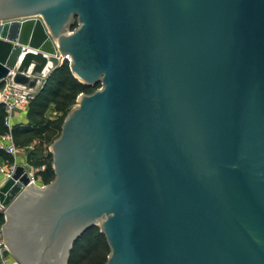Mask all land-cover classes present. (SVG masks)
Returning <instances> with one entry per match:
<instances>
[{"label": "water", "instance_id": "obj_1", "mask_svg": "<svg viewBox=\"0 0 264 264\" xmlns=\"http://www.w3.org/2000/svg\"><path fill=\"white\" fill-rule=\"evenodd\" d=\"M65 61L100 87L54 180L0 187L13 259L67 264L96 226L106 264H264V0H0V83L32 98Z\"/></svg>", "mask_w": 264, "mask_h": 264}, {"label": "trees", "instance_id": "obj_2", "mask_svg": "<svg viewBox=\"0 0 264 264\" xmlns=\"http://www.w3.org/2000/svg\"><path fill=\"white\" fill-rule=\"evenodd\" d=\"M76 27V26H75ZM4 83H0V91ZM100 84L92 87L81 83L73 75L69 62L54 70L42 88L30 99L25 113V121L13 123L12 136L18 147H26L31 142L50 146L61 133L64 119L82 93L91 94ZM54 116V117H53ZM6 112L0 105V136L8 132L5 126ZM29 162L35 168L44 166L38 175L41 182L51 183L55 174L52 169V155L41 157L39 147L29 150ZM0 158H11L0 149ZM5 224V215L0 211V227ZM110 248L106 237L98 227L88 229L75 243L67 264H106Z\"/></svg>", "mask_w": 264, "mask_h": 264}, {"label": "built area", "instance_id": "obj_3", "mask_svg": "<svg viewBox=\"0 0 264 264\" xmlns=\"http://www.w3.org/2000/svg\"><path fill=\"white\" fill-rule=\"evenodd\" d=\"M69 60L70 59L68 58V61ZM28 93L29 91L26 88L17 86L11 81H7L0 91V105H2L5 109V126L8 129V132L6 134L0 136V149H2L7 155L12 156L15 159L13 165L9 168L0 166V187L8 179L12 178L18 166H22L25 168V173L29 178V184L33 183L35 185H38L40 183L42 187L47 185L38 180L35 176L37 172L44 170V166L41 168H33L32 166H30L31 169L30 171H28L26 169V166L29 164L20 165L16 160V156L21 151V148L15 144L12 136L13 119L19 112H25L27 110L29 101L31 99L28 97ZM25 149L32 150L33 147L28 146ZM1 209L2 211H4L3 207ZM4 239L5 237L2 226L0 227V264H14L12 263L13 257L8 250V246L4 242Z\"/></svg>", "mask_w": 264, "mask_h": 264}, {"label": "rangeland", "instance_id": "obj_4", "mask_svg": "<svg viewBox=\"0 0 264 264\" xmlns=\"http://www.w3.org/2000/svg\"><path fill=\"white\" fill-rule=\"evenodd\" d=\"M78 105V102H77V100H76V102H75V104L72 106V108L71 109H73L74 107H76ZM54 117V116H53ZM29 146H32V147H39V155L41 156V157H48V154L50 153V151H51V145L50 146H47V145H39L38 144V142H35V141H33V142H31V144L29 145ZM26 147H28V146H26ZM26 147H20L21 148V151L17 154V156H16V160H17V162H18V164H20V165H26V164H29L30 166H32L31 164H30V162H29V150H26L25 148ZM24 150V151H23ZM14 161H15V159H14V157H12L11 156V158H0V166L1 167H5V168H9V167H11L12 165H13V163H14ZM33 168H35L34 166H32ZM38 173L39 172H37L36 174H35V176H36V178L38 179V180H40L41 181V178L39 177V175H38ZM1 187H2V185H1ZM2 205H1V203H0V211H2V207H1ZM13 260V262L12 263H14V264H18L14 259H12Z\"/></svg>", "mask_w": 264, "mask_h": 264}, {"label": "crops", "instance_id": "obj_5", "mask_svg": "<svg viewBox=\"0 0 264 264\" xmlns=\"http://www.w3.org/2000/svg\"><path fill=\"white\" fill-rule=\"evenodd\" d=\"M25 121V113L24 112H19L15 118L13 119V123H18V122H24Z\"/></svg>", "mask_w": 264, "mask_h": 264}, {"label": "flooded vegetation", "instance_id": "obj_6", "mask_svg": "<svg viewBox=\"0 0 264 264\" xmlns=\"http://www.w3.org/2000/svg\"><path fill=\"white\" fill-rule=\"evenodd\" d=\"M19 264V263H18Z\"/></svg>", "mask_w": 264, "mask_h": 264}]
</instances>
